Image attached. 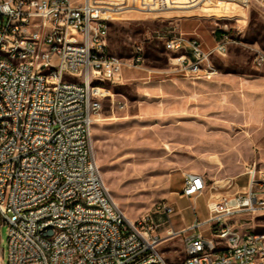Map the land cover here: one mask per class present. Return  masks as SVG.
Segmentation results:
<instances>
[{"label":"built area","instance_id":"built-area-1","mask_svg":"<svg viewBox=\"0 0 264 264\" xmlns=\"http://www.w3.org/2000/svg\"><path fill=\"white\" fill-rule=\"evenodd\" d=\"M242 4L264 10V0ZM110 10L95 0H0V224H8L7 264H171L160 244L188 231L180 264H264V233H249L264 217V168L256 162L245 167L247 181L236 191H229L233 178L210 182L184 172L180 195L196 210V199L208 193L209 216L182 230L160 233L173 213L166 200L137 220L114 200L92 145L93 124L112 92L80 89V82L118 79L125 68L143 65L145 54L140 44L127 60L108 51ZM237 43L230 32L212 45L183 33L165 39L172 62L206 75L218 72L213 57ZM253 62L264 67L259 46ZM204 224L212 237L200 232Z\"/></svg>","mask_w":264,"mask_h":264},{"label":"rangeland","instance_id":"rangeland-1","mask_svg":"<svg viewBox=\"0 0 264 264\" xmlns=\"http://www.w3.org/2000/svg\"><path fill=\"white\" fill-rule=\"evenodd\" d=\"M95 1L113 9L108 51L127 60L140 44L145 54L143 65L126 68L118 79L96 82L112 92L103 99L92 127L97 164L130 219L141 218L156 202L166 200L173 213L160 233L168 227L182 230L196 218L209 216L207 194L196 199V210L191 198L180 195L184 172H202L210 182L234 178L229 191H236L247 181L240 174L249 163L264 167V67L253 62L255 47L264 49V10L255 4L247 8L242 0ZM180 30L196 31L211 43L222 30L239 39L226 55L213 57L216 80L164 73L173 55L165 39ZM147 69L154 70L152 78H140ZM254 223V229L264 230V217ZM210 226L200 227L203 236H213ZM189 233L160 244L168 263L183 261V238ZM7 235L8 224H0V264H7Z\"/></svg>","mask_w":264,"mask_h":264},{"label":"crops","instance_id":"crops-1","mask_svg":"<svg viewBox=\"0 0 264 264\" xmlns=\"http://www.w3.org/2000/svg\"><path fill=\"white\" fill-rule=\"evenodd\" d=\"M178 33H183V34H186L188 36L191 35V34L192 35H198V33L196 31L186 32V31L180 30V31L176 32L175 34H178ZM201 39L207 45H212V44H214L216 42V40H218L217 37H214V38H212L213 42L211 43L210 41L206 40L203 37ZM170 57H169V62H170L171 67L169 69L164 70V73L167 74V75L172 74L173 76H176V75L179 74V75H181L182 77H184L186 79L197 80V81H200V82H204V81L207 82V81L216 80L217 79V75H219V71L217 73L213 74V75H206L203 72L188 71V70L184 69L180 64H176V63L172 62L170 60ZM125 69L123 70V72L125 71ZM153 72H154V70L147 69V73L145 75L141 76L140 78L149 80V79L152 78V76H153L152 73ZM263 107H264V77H262V109H263ZM261 167L264 168L263 166H261ZM193 172H197V171H193ZM197 173L202 174L206 178L204 173H202V172H197ZM240 175L242 176V175H246V174L243 171ZM206 194L209 197V194L208 193H206Z\"/></svg>","mask_w":264,"mask_h":264},{"label":"bare ground","instance_id":"bare-ground-1","mask_svg":"<svg viewBox=\"0 0 264 264\" xmlns=\"http://www.w3.org/2000/svg\"><path fill=\"white\" fill-rule=\"evenodd\" d=\"M222 32H229L227 30H222ZM5 56H14V49H5ZM110 78H95V79H81L80 82V89H102L99 84H96L98 81H103ZM50 226H60V219H50ZM261 226L262 225H257ZM256 228L255 225L249 226V233H264L262 229H254Z\"/></svg>","mask_w":264,"mask_h":264}]
</instances>
